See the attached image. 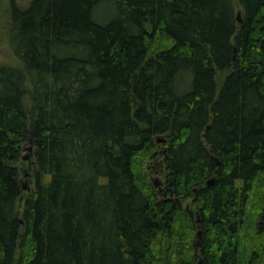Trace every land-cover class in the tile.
I'll return each mask as SVG.
<instances>
[{
	"label": "trees",
	"instance_id": "trees-1",
	"mask_svg": "<svg viewBox=\"0 0 264 264\" xmlns=\"http://www.w3.org/2000/svg\"><path fill=\"white\" fill-rule=\"evenodd\" d=\"M8 16L0 264H264V0H11Z\"/></svg>",
	"mask_w": 264,
	"mask_h": 264
},
{
	"label": "rangeland",
	"instance_id": "rangeland-1",
	"mask_svg": "<svg viewBox=\"0 0 264 264\" xmlns=\"http://www.w3.org/2000/svg\"><path fill=\"white\" fill-rule=\"evenodd\" d=\"M11 0H0V37H1V44H0V65L3 64H12L18 65L17 60L13 53L11 52L10 48L8 47L7 43L5 42L4 33L7 24L9 23V16H8V7L9 2ZM30 0H15L21 6H26V4ZM33 152L31 146H23L21 150V158L19 165L20 171V179L22 183V193L21 198L26 197L35 187V182L32 177V172L28 170L29 162L33 160L30 159V154ZM33 159V158H32ZM157 159H159L157 157ZM158 167V162L154 161L149 167L146 168L145 173L147 174V179L152 183V185L156 189H162L163 187V176L160 172L156 171ZM190 202V199L185 200L183 202L184 206L187 207ZM201 261V259H200ZM199 261V263H200Z\"/></svg>",
	"mask_w": 264,
	"mask_h": 264
},
{
	"label": "water",
	"instance_id": "water-1",
	"mask_svg": "<svg viewBox=\"0 0 264 264\" xmlns=\"http://www.w3.org/2000/svg\"><path fill=\"white\" fill-rule=\"evenodd\" d=\"M237 18H238V20L239 21H241V18H240V13H237ZM236 52V49H234V53ZM234 58V57H233ZM212 182V180L211 179H209L208 181H207V184H210ZM200 233H201V231L199 230V231H197V236H199L200 235ZM200 263H201V261H200Z\"/></svg>",
	"mask_w": 264,
	"mask_h": 264
}]
</instances>
